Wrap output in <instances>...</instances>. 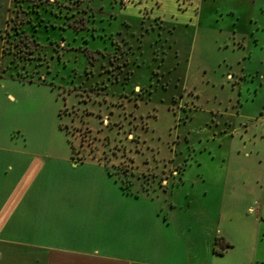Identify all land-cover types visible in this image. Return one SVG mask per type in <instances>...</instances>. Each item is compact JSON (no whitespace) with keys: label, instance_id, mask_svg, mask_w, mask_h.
<instances>
[{"label":"rangeland","instance_id":"1","mask_svg":"<svg viewBox=\"0 0 264 264\" xmlns=\"http://www.w3.org/2000/svg\"><path fill=\"white\" fill-rule=\"evenodd\" d=\"M25 150L103 164L129 258L140 218L178 215L191 264H264V0H0V152Z\"/></svg>","mask_w":264,"mask_h":264},{"label":"crops","instance_id":"2","mask_svg":"<svg viewBox=\"0 0 264 264\" xmlns=\"http://www.w3.org/2000/svg\"><path fill=\"white\" fill-rule=\"evenodd\" d=\"M89 168L100 181H110L94 158L0 152V264H175L180 256L187 258L177 264H191L190 256L202 245L201 221L188 216L139 219L137 235H155L152 260L122 252L112 232L131 226L128 202L122 210L103 193L99 197L98 179L89 176Z\"/></svg>","mask_w":264,"mask_h":264},{"label":"trees","instance_id":"3","mask_svg":"<svg viewBox=\"0 0 264 264\" xmlns=\"http://www.w3.org/2000/svg\"><path fill=\"white\" fill-rule=\"evenodd\" d=\"M80 22L81 23H78V21H75V22H73V23H71V27L73 28V29H75L76 31H81V30H83L84 28H85V26H86V21H84V19L83 18H81L80 19ZM17 28H18V26H17ZM19 51L18 52H21L22 54H23V56L25 55H28L29 53H33L34 51H35V48L33 47V45H32V42H31V40H30V38H29V36L27 35V34H25L24 36H22L21 37V39L19 40ZM23 43V44H22ZM69 142L72 144V141L71 140H69ZM73 147V146H72ZM74 149V148H73ZM123 188V190H125V188L124 187H122ZM131 193V192H130ZM139 195V194H138ZM219 240L220 239H217V241H216V244H218L219 243ZM223 242V241H222ZM230 245L229 244H227L225 247H224V250L227 248V247H229ZM214 251H215V253H218V254H220V255H222V254H224V252L223 251H219L217 248H215L214 249Z\"/></svg>","mask_w":264,"mask_h":264}]
</instances>
